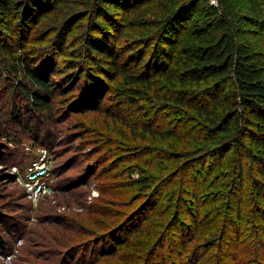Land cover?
Returning <instances> with one entry per match:
<instances>
[{"label":"trees","instance_id":"trees-1","mask_svg":"<svg viewBox=\"0 0 264 264\" xmlns=\"http://www.w3.org/2000/svg\"><path fill=\"white\" fill-rule=\"evenodd\" d=\"M62 2L0 0V82L11 73L8 93H21L46 118L56 119L49 97L61 96L73 111L133 116L127 126L158 143L187 141L149 148L162 174L143 176L151 193L103 232L132 233L115 237L117 247L147 234L151 264H264V0H98L93 17L107 21L106 5L127 14L159 4L158 29L122 42L95 20L75 42L80 54H70L86 62L60 64L55 53L68 55L79 35L70 22L55 33L51 53L26 46L33 26ZM15 111L18 123L20 104ZM186 123L181 135L174 127Z\"/></svg>","mask_w":264,"mask_h":264},{"label":"rangeland","instance_id":"rangeland-1","mask_svg":"<svg viewBox=\"0 0 264 264\" xmlns=\"http://www.w3.org/2000/svg\"><path fill=\"white\" fill-rule=\"evenodd\" d=\"M97 3L98 0H64L59 10L33 26L26 47L36 53H51L55 33L70 22V28L79 35L68 55L55 53L56 61L63 64L77 58L70 55L72 52L80 54L82 43L77 46L75 42L95 20L109 23L116 36L122 33V42L158 29L162 9L159 4L144 5L127 14L106 5L110 18L107 21L93 17L91 8ZM235 6L242 10L241 5ZM79 13L81 17L77 19ZM118 26L121 27L116 30ZM6 72L7 80L0 82V143L4 146L0 160V264H151L153 245L147 234L134 235L129 245L117 247L113 239L122 240L127 232L118 236L112 233L111 239V232L105 233L109 230L106 226L120 223L146 200L152 189L141 182L143 176L162 174L163 162L147 153L149 148L176 143V148L181 149L187 141L170 137L158 143L143 134L141 128L131 130L127 126L133 116L124 121L106 112L82 111L83 107L73 111V104L64 103L61 96L49 97L56 119H48L35 111L21 93H8V83L14 81ZM55 76L58 74L54 79ZM19 104L21 121L16 123L15 106ZM184 124L174 127L181 135L191 128ZM42 158L52 172V190L39 201H31L23 184L25 174L33 162ZM114 249L113 255H107Z\"/></svg>","mask_w":264,"mask_h":264},{"label":"built area","instance_id":"built-area-1","mask_svg":"<svg viewBox=\"0 0 264 264\" xmlns=\"http://www.w3.org/2000/svg\"><path fill=\"white\" fill-rule=\"evenodd\" d=\"M43 161L44 159L42 158L39 161L33 162L25 174L23 184L27 190V196L31 201H39L52 190L49 183L52 172ZM18 180H21L20 176Z\"/></svg>","mask_w":264,"mask_h":264}]
</instances>
